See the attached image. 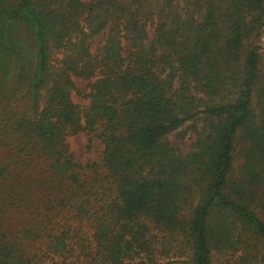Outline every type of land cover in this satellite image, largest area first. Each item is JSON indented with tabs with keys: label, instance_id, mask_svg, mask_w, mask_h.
<instances>
[{
	"label": "trees",
	"instance_id": "16d2710c",
	"mask_svg": "<svg viewBox=\"0 0 264 264\" xmlns=\"http://www.w3.org/2000/svg\"><path fill=\"white\" fill-rule=\"evenodd\" d=\"M262 31L264 0H0V264H77L62 214L91 230L84 264H156L152 227L191 264L246 239L227 264H264ZM195 119L182 155L169 136ZM82 131L103 145L84 166Z\"/></svg>",
	"mask_w": 264,
	"mask_h": 264
},
{
	"label": "rangeland",
	"instance_id": "374dc122",
	"mask_svg": "<svg viewBox=\"0 0 264 264\" xmlns=\"http://www.w3.org/2000/svg\"><path fill=\"white\" fill-rule=\"evenodd\" d=\"M107 29L100 31L98 34L91 38L92 51H95L99 45L103 43L106 37ZM149 38L153 37V26L148 27ZM259 51L261 53V59L264 60V31H262L258 38ZM61 54L59 52L53 53L50 62L54 65L58 64ZM264 62V61H263ZM263 67V65H262ZM75 84L78 88L86 89L87 81L75 78ZM72 98L75 103L78 104L80 109H85L88 105V100L83 98L76 92L72 93ZM203 130V121L201 119H195L185 122L177 131L170 134L169 138L172 144L177 147L182 155H186L192 146V142L195 139L196 131L201 132ZM70 150L77 163L82 166L98 162L103 151V145L100 140L95 136L93 132L82 131L75 135L67 137ZM240 161L236 159L234 161V167L239 166ZM68 220V221H67ZM49 222L47 227L53 229L64 228L66 226L70 229L69 236L74 241L76 247L77 264H84V255L81 252L83 247V240H90L91 230L84 223V221H69V218L62 214L57 220ZM152 227V226H151ZM73 231H76L75 233ZM149 241L151 242V251L153 257H155L156 264H191L189 256V246L182 236L175 234H169L166 231H161L157 228H151L149 232ZM249 242V246H244V243H235L237 250H229L222 253H213L214 264H227L229 261H235L241 263L240 259L242 255L247 251H254L252 249V240L246 239ZM44 249V247L42 248ZM42 250L37 251L40 254ZM125 264H139L140 262H146L145 253H141L139 256L132 255L131 257H125ZM232 263V262H231ZM248 264H256L254 261H249Z\"/></svg>",
	"mask_w": 264,
	"mask_h": 264
}]
</instances>
